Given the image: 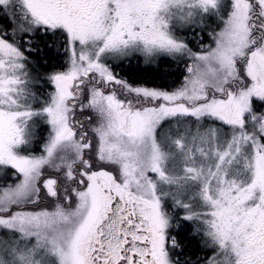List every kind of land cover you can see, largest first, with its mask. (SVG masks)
I'll return each mask as SVG.
<instances>
[{
  "label": "snow or ice",
  "instance_id": "obj_1",
  "mask_svg": "<svg viewBox=\"0 0 264 264\" xmlns=\"http://www.w3.org/2000/svg\"><path fill=\"white\" fill-rule=\"evenodd\" d=\"M0 264H264V0H0Z\"/></svg>",
  "mask_w": 264,
  "mask_h": 264
},
{
  "label": "trees",
  "instance_id": "obj_2",
  "mask_svg": "<svg viewBox=\"0 0 264 264\" xmlns=\"http://www.w3.org/2000/svg\"><path fill=\"white\" fill-rule=\"evenodd\" d=\"M142 66V65H141Z\"/></svg>",
  "mask_w": 264,
  "mask_h": 264
}]
</instances>
